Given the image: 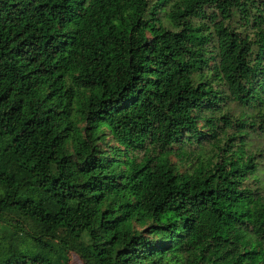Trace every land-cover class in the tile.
Instances as JSON below:
<instances>
[{"label": "trees", "instance_id": "obj_1", "mask_svg": "<svg viewBox=\"0 0 264 264\" xmlns=\"http://www.w3.org/2000/svg\"><path fill=\"white\" fill-rule=\"evenodd\" d=\"M263 161L264 0H0V264H264Z\"/></svg>", "mask_w": 264, "mask_h": 264}, {"label": "rangeland", "instance_id": "obj_2", "mask_svg": "<svg viewBox=\"0 0 264 264\" xmlns=\"http://www.w3.org/2000/svg\"><path fill=\"white\" fill-rule=\"evenodd\" d=\"M227 108L229 109V111L231 112V114L237 115L238 112L241 110V108H239L238 106L234 105V104H228ZM245 140L250 141V145L255 146L258 144V140H256L254 137H248ZM203 148L204 150H206L208 147L206 146V144H203ZM170 161L173 163H177V158L175 156H171ZM262 167L264 168V161H263V165ZM183 167L180 168V170H182ZM264 176V173H263ZM252 181H249V184H252ZM67 264H80L79 259L74 255V254H70L69 255V260Z\"/></svg>", "mask_w": 264, "mask_h": 264}]
</instances>
